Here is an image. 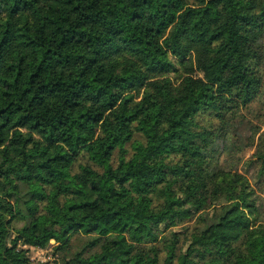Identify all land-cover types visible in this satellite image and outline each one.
I'll return each mask as SVG.
<instances>
[{"label":"trees","instance_id":"1","mask_svg":"<svg viewBox=\"0 0 264 264\" xmlns=\"http://www.w3.org/2000/svg\"><path fill=\"white\" fill-rule=\"evenodd\" d=\"M263 87L264 0H0V264H264Z\"/></svg>","mask_w":264,"mask_h":264},{"label":"rangeland","instance_id":"2","mask_svg":"<svg viewBox=\"0 0 264 264\" xmlns=\"http://www.w3.org/2000/svg\"><path fill=\"white\" fill-rule=\"evenodd\" d=\"M263 91H264V87H263ZM251 108L252 109L251 110L249 109L245 115L247 122L251 123V125L254 126L255 128H258L260 134L264 133V93L259 99H257V101L251 106ZM258 142L259 141L257 136V138L255 139L254 146L245 149V151L243 152V157L245 160L255 158L256 147ZM52 245L54 246V242H52ZM53 251H54L53 247L47 250H40L30 247V256L34 263H40V262L43 263L46 261L53 262V257H52Z\"/></svg>","mask_w":264,"mask_h":264}]
</instances>
